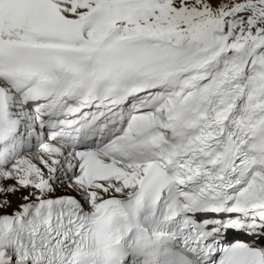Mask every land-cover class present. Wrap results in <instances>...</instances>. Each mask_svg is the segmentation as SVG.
<instances>
[{
	"label": "snow or ice",
	"instance_id": "1",
	"mask_svg": "<svg viewBox=\"0 0 264 264\" xmlns=\"http://www.w3.org/2000/svg\"><path fill=\"white\" fill-rule=\"evenodd\" d=\"M0 264H264V0H0Z\"/></svg>",
	"mask_w": 264,
	"mask_h": 264
},
{
	"label": "bare ground",
	"instance_id": "2",
	"mask_svg": "<svg viewBox=\"0 0 264 264\" xmlns=\"http://www.w3.org/2000/svg\"><path fill=\"white\" fill-rule=\"evenodd\" d=\"M12 199H13V207H15V205L17 204V203H19L20 201H19V199H18V197H12Z\"/></svg>",
	"mask_w": 264,
	"mask_h": 264
}]
</instances>
